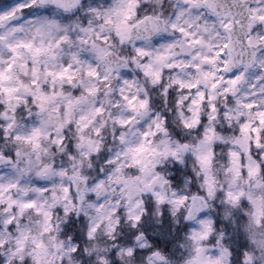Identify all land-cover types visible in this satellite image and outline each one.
Listing matches in <instances>:
<instances>
[{
	"label": "clouds",
	"instance_id": "clouds-1",
	"mask_svg": "<svg viewBox=\"0 0 264 264\" xmlns=\"http://www.w3.org/2000/svg\"><path fill=\"white\" fill-rule=\"evenodd\" d=\"M0 264H264V0H0Z\"/></svg>",
	"mask_w": 264,
	"mask_h": 264
}]
</instances>
